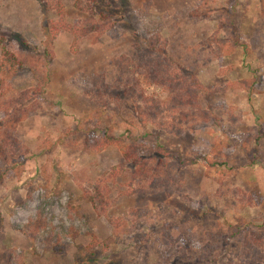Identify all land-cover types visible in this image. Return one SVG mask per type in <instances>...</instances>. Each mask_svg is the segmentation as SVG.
I'll return each mask as SVG.
<instances>
[{
	"label": "rangeland",
	"instance_id": "1",
	"mask_svg": "<svg viewBox=\"0 0 264 264\" xmlns=\"http://www.w3.org/2000/svg\"><path fill=\"white\" fill-rule=\"evenodd\" d=\"M41 1L0 0V58L22 63L0 73V264H75L91 237L90 264H264V0H62L87 29L55 39ZM133 32L166 40L180 86L144 82ZM172 89L197 103L173 112ZM142 95L169 103L153 119ZM106 128L147 161L89 149Z\"/></svg>",
	"mask_w": 264,
	"mask_h": 264
},
{
	"label": "trees",
	"instance_id": "2",
	"mask_svg": "<svg viewBox=\"0 0 264 264\" xmlns=\"http://www.w3.org/2000/svg\"><path fill=\"white\" fill-rule=\"evenodd\" d=\"M94 3L100 6H104L103 2L108 1V6H113V4L117 3L116 0H93ZM123 5H126L129 3L128 0H120ZM44 6L48 9H54L57 8L61 19L63 23H57V22H49V27L50 29L45 33L50 36L52 39H55L56 36L62 32V31H68L74 33L77 37V31L79 30L80 33H84L87 28L85 27H76L73 28L71 26H68L66 21H65V13L64 9L66 8L65 5L63 4L62 0H42L41 1ZM119 4V3H117ZM121 7V4L120 6ZM83 8L82 11L89 12L91 10V7L84 6L81 7ZM95 11H98L99 14L103 13V19L108 18L112 19L114 13H105L102 10L94 9ZM93 10V11H94ZM93 19L95 18H90L89 21L92 23ZM88 24V22H87ZM86 25V24H84ZM90 30V28H88ZM95 33H97V37L100 36L103 33V30L101 31V34L99 31L95 30ZM135 38H133L134 42V47L135 50L137 51V62H136V72L142 76L143 80L145 83L148 85L150 84H155L158 86L163 87V89L166 88L167 84H172V83H177V86H180V81L178 77H182V71L181 69L173 63V61L169 58L165 51V46L163 44V39L161 36H158L157 38L160 39L158 41H154L155 38L152 39H144L142 35L140 36L138 33L133 32ZM82 35V34H80ZM21 43L23 44L27 43L23 41L22 38H20ZM148 40V41H147ZM162 45V46H161ZM3 48V53L0 58V73L4 70V68H8V72H11L13 70H17V67H20L22 65L21 61H19L14 55L11 54L10 51L6 50L5 46H2ZM5 48V49H4ZM154 53L156 55H154ZM178 74H177V73ZM176 74V75H175ZM176 81V82H175ZM191 86H189L190 89L193 88L194 85H198L199 82L196 81L194 77L191 79ZM200 85V84H199ZM178 88V87H176ZM201 88V87H200ZM203 89V88H202ZM166 90V89H165ZM173 92H170L171 94L175 95V98L172 100L174 104V109L173 112H176V106L178 108H182L185 106L192 105L194 103L198 96L199 93L195 91V96L192 98H196V100L192 99L191 96H187V94H176V89H172ZM201 90V89H200ZM204 90V89H203ZM141 98L146 102V104H152L155 108V113L152 114V118H156L159 116L161 113H163V110L161 106L165 105L168 102H163L161 105L159 104V101L150 99L149 97H144L143 95ZM190 100H189V99ZM10 104L14 105V111L12 113H9V108L7 106V115L9 116L7 118V123H9L11 126L15 123H17L21 118H25L28 115L27 109L24 107L21 108L22 102H12L11 100ZM194 101V102H193ZM197 103V101H196ZM21 108V109H20ZM143 119V118H142ZM145 120H147L145 118ZM143 120V121H145ZM6 121H2L0 123V127L4 128V124ZM146 124V123H143ZM102 138L100 140H91L90 138L87 141L86 146L95 151V152H101L103 151L107 146H114L116 147L119 152L122 154V156L125 158V162L133 164V165H138V163L145 162L147 160H144L145 158H140L138 155V151H132L131 147L127 145V143L124 141L123 137L121 136H116L110 128H106L103 130L102 133ZM11 144L10 139L7 140V137H2L1 143H0V159L2 156H7V147ZM143 160V161H142ZM147 163V162H146ZM148 164V163H147ZM99 188L97 189V191ZM1 222V219H0ZM28 227V226H27ZM27 227H22L21 231L25 232L28 235H31L32 238L35 237L36 235V230L34 229H28ZM30 228V227H29ZM245 243L247 244V239L244 240ZM99 243V240L96 237H91L90 243L88 247H79L77 249L78 255L76 256L75 264H90L91 262L95 261L94 253H90V251L97 246ZM62 250V249H61ZM213 260V259H212ZM212 260H210L209 255L202 254L196 261L193 262V264H208Z\"/></svg>",
	"mask_w": 264,
	"mask_h": 264
}]
</instances>
